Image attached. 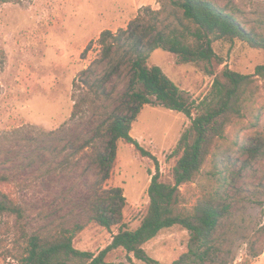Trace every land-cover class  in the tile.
Listing matches in <instances>:
<instances>
[{
    "label": "rangeland",
    "instance_id": "1",
    "mask_svg": "<svg viewBox=\"0 0 264 264\" xmlns=\"http://www.w3.org/2000/svg\"><path fill=\"white\" fill-rule=\"evenodd\" d=\"M231 1L246 27L264 34V0ZM144 6L163 7L158 0H0V203L7 193L25 209L29 234L88 220L96 170L88 152H72L96 134L99 123L118 103L126 80L117 78L116 90L109 86L115 92L110 100L86 95L74 82L100 53L96 40L101 32L126 28ZM91 41L93 46L83 56ZM213 45L221 63L182 62L177 54L158 48L150 54L149 64L161 66L186 95L202 99L214 83L209 69L219 72L228 66L251 74L264 63V51L245 41L216 40ZM260 84L245 116L227 129L220 143L228 161L220 166L223 172L212 174L209 159L200 177L182 187L190 205L216 192L231 204L217 234L221 250L204 263L194 256L189 264H264V152L239 176L232 175L248 157L242 145L264 142V80ZM79 97L85 98L83 111L72 117ZM190 123L184 113L146 105L131 133L151 155L142 156L133 145L119 143L105 185L123 188L128 200L124 219L130 228H136L146 213L157 166L164 180H172L177 159L172 153ZM67 156L73 165L62 163ZM112 235L91 222L75 237L74 245L98 253L111 243ZM26 245L16 216L0 212V264H17ZM144 247L163 264H173L190 249L196 250L190 232L180 225L163 229ZM253 247L259 256L251 255ZM107 259L116 264H146L137 259L131 263L122 249Z\"/></svg>",
    "mask_w": 264,
    "mask_h": 264
},
{
    "label": "trees",
    "instance_id": "2",
    "mask_svg": "<svg viewBox=\"0 0 264 264\" xmlns=\"http://www.w3.org/2000/svg\"><path fill=\"white\" fill-rule=\"evenodd\" d=\"M158 1L162 8L142 7L126 28L103 30L96 40L100 53L74 82L79 90L86 91V95L110 100L118 86L114 81L117 78L126 80L118 103L99 123L96 134L72 152L73 155L88 152L91 166L96 170L94 193L88 200L91 212L88 220L71 227L29 234L24 222L25 209L9 194L3 193L0 212L16 216L20 235L27 242L25 253L17 264H116L107 258L120 249L126 252L131 263L137 259L146 264H163L144 246L163 229L175 225L190 232L196 250L190 249L173 264H189L194 256L204 263L221 250L217 234L231 204L216 192L203 195L190 205L182 187L200 177L209 159L214 167L212 174L223 172L220 166L228 161L220 143L226 139L227 129L245 116L248 102L258 96L260 81L264 80V63L251 74L228 66L219 72L209 69L214 76L212 88L202 99H195L186 95L161 66L150 65L149 57L155 49L162 48L177 54L182 62L213 64L217 60L221 63L213 45L216 40H242L264 51V34L246 27L237 16V5L231 0L225 4L215 0ZM93 44L94 41L89 43L83 56ZM111 84L114 89L110 90ZM84 99L75 100L72 117L83 111ZM146 105L184 113L191 123L172 153L177 157L172 180L162 178L158 165L148 188L146 213L136 228H130L124 219L128 200L123 188L105 184L112 176L120 142L133 145L142 156L151 155L131 133L133 123ZM241 148L248 157L232 175L239 176V171L251 166L252 159L263 154L264 142L245 143ZM62 163L74 164L69 156ZM91 222L113 233L111 243L98 253L74 245L75 237ZM260 254L252 248V256Z\"/></svg>",
    "mask_w": 264,
    "mask_h": 264
}]
</instances>
